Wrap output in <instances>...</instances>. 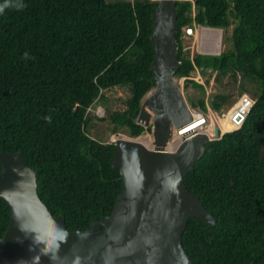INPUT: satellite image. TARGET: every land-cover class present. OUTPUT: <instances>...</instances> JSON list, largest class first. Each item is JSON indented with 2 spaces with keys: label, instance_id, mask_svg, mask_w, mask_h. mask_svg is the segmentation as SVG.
Instances as JSON below:
<instances>
[{
  "label": "trees",
  "instance_id": "trees-1",
  "mask_svg": "<svg viewBox=\"0 0 264 264\" xmlns=\"http://www.w3.org/2000/svg\"><path fill=\"white\" fill-rule=\"evenodd\" d=\"M193 1L194 17L190 0L175 2L180 62L175 77L189 76L195 66L251 71L261 90L243 125L207 142L185 176L216 223L189 217L182 245L191 264H260L264 158L256 140L264 134V0ZM156 7L152 0H0V152L23 155L36 170L39 197L55 217L65 218L70 231L110 215L124 189L120 171L112 168L116 145L94 140L85 130L92 101L103 90L128 85L133 98L112 121L134 137L149 129L137 116L156 86L151 41ZM230 17L237 23L232 50L185 56L183 27L195 21L226 29ZM134 48L139 53L132 58ZM9 223L10 209L0 197V237Z\"/></svg>",
  "mask_w": 264,
  "mask_h": 264
},
{
  "label": "water",
  "instance_id": "water-1",
  "mask_svg": "<svg viewBox=\"0 0 264 264\" xmlns=\"http://www.w3.org/2000/svg\"><path fill=\"white\" fill-rule=\"evenodd\" d=\"M152 1L157 2L151 36L156 86L146 94L137 122L148 125L153 117L155 148L134 139L114 141L112 168L120 171L124 189L110 215L74 231L39 197L36 170L23 155L1 151L0 197L10 209V223L0 237V264H191L182 245L188 218L215 225L213 214L184 181L212 139L196 133L174 152L163 151L170 126L178 128L193 117L175 81L180 63L176 0ZM214 134L221 136L217 128Z\"/></svg>",
  "mask_w": 264,
  "mask_h": 264
},
{
  "label": "rangeland",
  "instance_id": "rangeland-1",
  "mask_svg": "<svg viewBox=\"0 0 264 264\" xmlns=\"http://www.w3.org/2000/svg\"><path fill=\"white\" fill-rule=\"evenodd\" d=\"M124 1L143 2L144 0H107V2L110 3ZM226 3L231 10L233 8V3L231 1H227ZM194 13L195 10L192 9L191 15ZM230 20V26L226 29H222L220 55L228 53L233 48L231 35L237 23L232 17H230ZM181 40L183 48L186 47L184 51L185 56L190 58L195 55L191 48L193 39L182 31ZM138 53V50L134 48L130 51L129 56L135 58L138 56ZM199 74L202 80L201 84L193 80L198 76L195 70L187 77H175V81L190 109L212 116L210 118L212 122H214L215 119L222 118L242 94L246 93L255 99L261 90L255 73L251 71H237L234 73L231 69L220 72L211 68H206L200 70ZM146 97L147 95L144 96L142 102ZM132 98L131 87L128 85L116 86L103 90L87 109V125L85 127L87 134L92 139L103 143H111L119 138L136 139L144 137L150 138L153 145V117L148 125H144L149 129H146L138 137L132 136L126 126L116 125L112 121L113 117L127 110L128 104ZM214 101L219 104V108L214 106ZM202 103L205 105V108L202 107ZM209 109H211L212 115L209 113ZM209 130L213 132V136L211 137L212 140L218 138V136L214 134L213 129L209 128ZM256 143L260 146L261 154L264 158V134L256 140ZM208 245H211V242H209Z\"/></svg>",
  "mask_w": 264,
  "mask_h": 264
},
{
  "label": "built area",
  "instance_id": "built-area-1",
  "mask_svg": "<svg viewBox=\"0 0 264 264\" xmlns=\"http://www.w3.org/2000/svg\"><path fill=\"white\" fill-rule=\"evenodd\" d=\"M192 2V9L194 8V1L190 0ZM195 16V13L192 14V17ZM182 31L185 32V34L188 37H191L193 39V54H201V55H210V56H219L220 49H221V40H222V29L221 28H215L210 26H205L199 23H196L195 21H192L190 24L182 28ZM186 50V47L183 48V52ZM196 52V53H194ZM194 56V55H193ZM193 56L190 57V59L193 58ZM198 76L197 78H194L193 80L197 82L198 84H201V76L199 74V71L202 70V68L196 67L194 69ZM255 102V99L252 98L250 95L244 93L242 94L232 105L230 109H228L227 113L222 116V118L215 119L214 122L210 120L212 116H208L207 114L195 111L191 109L192 111L197 112L198 116L203 120L200 127H205L206 129H218L221 136L224 134V132H221V125L219 122L226 119L231 124V129L228 131H234L238 130L244 123L247 115L249 114L253 104ZM209 113L212 115L211 109H209ZM173 129H175V126H171ZM226 131V132H228ZM177 136H180V134H176ZM173 141V136H170L169 141ZM167 151V147L165 149Z\"/></svg>",
  "mask_w": 264,
  "mask_h": 264
},
{
  "label": "bare ground",
  "instance_id": "bare-ground-1",
  "mask_svg": "<svg viewBox=\"0 0 264 264\" xmlns=\"http://www.w3.org/2000/svg\"><path fill=\"white\" fill-rule=\"evenodd\" d=\"M192 117L193 120L183 126H180L178 128L171 127V135L173 136V141H169L166 146L163 148V151L166 153H172L174 152L179 145L188 137L196 134V133H206L210 138L213 136V132L210 131L209 129H206L205 127H200L201 123L203 120L198 116L197 112L192 111ZM221 125V132H225L231 129V124L226 120H222L219 122ZM176 134H180V136H177ZM170 135V136H171ZM137 142L143 144L144 146L154 149L155 146L152 145L151 139L149 138H144V137H139V138H134ZM167 147V151L165 150Z\"/></svg>",
  "mask_w": 264,
  "mask_h": 264
},
{
  "label": "flooded vegetation",
  "instance_id": "flooded-vegetation-1",
  "mask_svg": "<svg viewBox=\"0 0 264 264\" xmlns=\"http://www.w3.org/2000/svg\"><path fill=\"white\" fill-rule=\"evenodd\" d=\"M260 264H264V262L260 263Z\"/></svg>",
  "mask_w": 264,
  "mask_h": 264
}]
</instances>
